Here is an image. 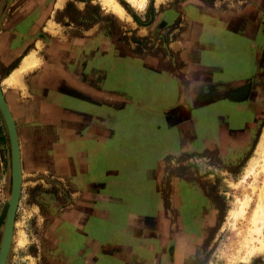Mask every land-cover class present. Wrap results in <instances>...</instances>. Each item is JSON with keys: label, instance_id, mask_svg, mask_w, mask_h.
Wrapping results in <instances>:
<instances>
[{"label": "crops", "instance_id": "obj_1", "mask_svg": "<svg viewBox=\"0 0 264 264\" xmlns=\"http://www.w3.org/2000/svg\"><path fill=\"white\" fill-rule=\"evenodd\" d=\"M55 1L0 0V82L16 123L22 164H42L33 167L34 174L51 169L71 194L79 196V207L62 208L58 222L68 229L71 259L77 256L78 241L86 250L92 242L89 230L82 241L78 239V229L112 223L125 233L135 227L144 216L132 210L134 195L150 197L148 202L155 203L152 209L143 204L144 210L157 209L154 181L159 165L167 162L174 147L199 148V113L194 108L206 92L202 72L207 66L201 64L203 49L190 57L197 37L191 29L177 45L170 44L187 61L177 73L170 70L171 63L131 53L120 43L79 38L71 25L51 33L46 30L47 20L52 17L58 24L60 20ZM184 14L182 24L196 23ZM195 19L203 27L215 25L201 21L199 14ZM31 49H36L41 60L23 75L24 88L4 85L3 79ZM110 57L113 62L108 61ZM258 72L262 79L264 70ZM255 88L251 99L257 93ZM4 129L0 126V147L9 167L10 141ZM161 223L159 216L156 228L165 226ZM143 224L148 239L134 240L117 258H127V264H170L156 254L164 248L152 240L157 236L151 239L147 223ZM84 259L98 260L88 251Z\"/></svg>", "mask_w": 264, "mask_h": 264}, {"label": "rangeland", "instance_id": "obj_2", "mask_svg": "<svg viewBox=\"0 0 264 264\" xmlns=\"http://www.w3.org/2000/svg\"><path fill=\"white\" fill-rule=\"evenodd\" d=\"M118 1L125 9L126 17L120 18L103 9L96 0H65L60 7L59 24H56L58 30L71 25L79 38L95 37V43L100 44L120 43L131 53L152 55L171 63L173 68L170 70L177 73L180 71L178 68L185 66L187 61L181 59L180 52H174L170 44L177 45V40L186 31L189 32L188 22L178 25V21L182 23V13L185 12L184 15L191 19L201 13L199 16L205 17L206 24L210 20L219 26L221 20H215V17L224 19L251 5L261 9L260 15L264 18V0H163L159 5H155V0H147L143 7L134 6L126 0ZM127 15L130 16L129 20ZM26 25H29L28 22ZM176 26L179 29L173 33ZM210 29L209 25L204 27L206 33L208 30L212 32ZM262 35L252 37L255 43L262 40L260 47L264 56ZM237 37L233 35L230 44L235 45L239 41ZM218 57L222 63L226 61L224 54ZM231 60L232 63L240 61L236 55L231 56ZM108 61L113 62V58L110 57ZM243 65H233L232 73L237 71L248 75L250 70L241 72L247 69ZM261 70H264V66ZM217 76L218 80L225 81L223 76ZM227 76L230 79L233 75L228 73ZM255 82L258 90L252 99L220 103L223 111L213 108L212 115L217 119L215 122L211 115L204 117L203 128H199L198 132L199 148L176 150L174 147L166 158L167 162L159 165L154 181L158 193L157 209L144 210L143 204L152 206V209L155 203L148 202L150 197L134 195V202L130 204L133 205L132 210L144 216L139 217L135 227L125 233H122L121 227H113L112 223L87 230L78 229V239L81 237L82 241L84 232L89 230L88 236L92 242L86 250L85 245L78 241L75 258L68 259V229L64 230L58 222L62 208L69 205L79 207V196L71 194L51 169L34 174V168L42 164H22L21 193L6 264H127V258H117V254L124 255L134 240L142 242L148 239L143 223H147L146 229L151 239L157 236L152 240L164 248L156 254H161L163 261L170 260V264H264V247L249 254V248L243 245L250 227L252 209L258 201L257 190L264 180L262 172L255 181L253 176L242 181L247 167L257 155L264 128V76L260 79L258 73ZM251 106L254 107L253 111ZM0 126L7 131L1 111ZM3 150L0 147V245L12 181L11 156L8 167ZM252 183L256 185L255 192L252 191ZM246 195L251 200L245 217L234 220L229 214L236 207V198ZM159 216L165 223L162 228H156ZM20 231L26 237L22 245L18 244ZM249 245L257 248L259 243L252 240ZM85 251L97 259L103 253L112 256L102 255L98 260L88 261L84 259ZM142 251H145L144 248Z\"/></svg>", "mask_w": 264, "mask_h": 264}, {"label": "flooded vegetation", "instance_id": "obj_3", "mask_svg": "<svg viewBox=\"0 0 264 264\" xmlns=\"http://www.w3.org/2000/svg\"><path fill=\"white\" fill-rule=\"evenodd\" d=\"M260 12L262 13V10L258 7L249 5V7H247L244 11L236 13L235 15H231L230 17L222 19V17L217 16V18L215 17V20H221V25H213L211 27L209 26L212 32H209L208 30L207 33L204 31V27L202 26V24L199 23L200 20L198 21L197 19H195L196 17L192 19L193 21H196V23L189 22L190 29L194 31L197 36L196 39L194 38L193 40L190 57H194V53H197L198 49H203L200 55L201 64L207 66L202 72L204 77L206 78V92L203 94V98L200 100V102H198V107L194 108V112L198 111L199 113V128H203L205 121L204 117L207 115H211L214 122L217 121L215 116H213L212 114L214 107H217L216 109H218L219 112L223 111L224 108L220 106V103H223L224 101L237 102L243 99L248 100L253 94L255 86L257 85L255 81L257 80V74L259 73L258 71L264 66V56L262 53V48L260 47L262 46V40H259V43H255L252 37L253 35L264 34V31L262 32V34H260V32L264 30V18H261ZM200 14L201 13H199V15ZM202 18L203 16L201 17V19ZM162 19H160L159 21L162 22ZM201 21L204 22V19H202ZM56 24L58 25L57 22ZM254 24H256V28L254 27ZM57 25L55 26V31L58 30ZM178 25L181 26L184 24H182L181 21H178ZM175 29L177 30L179 29V27L177 28L176 26L173 29V33ZM233 35L239 37H237L239 41H236L235 45L230 44L232 39L231 37H233ZM112 45L115 44L112 43ZM257 49L259 50L258 52ZM219 54H224L226 56V61L224 63L219 61ZM235 55L238 57V59H240V61L237 63H232L231 56L235 57ZM233 65H235L234 67H236V65H243L247 69H244L241 72H248L250 70V73H248V75H245L242 73H237V71L236 73L233 71V74L231 71ZM228 73H231L234 77L232 76L230 79H228ZM217 74L223 76L225 81L218 80ZM252 77L254 78V84L252 83ZM239 80H242V82H240ZM235 81H239L240 83L233 84V82ZM203 108L206 109L203 110ZM219 121H221V118H219Z\"/></svg>", "mask_w": 264, "mask_h": 264}, {"label": "bare ground", "instance_id": "obj_4", "mask_svg": "<svg viewBox=\"0 0 264 264\" xmlns=\"http://www.w3.org/2000/svg\"><path fill=\"white\" fill-rule=\"evenodd\" d=\"M65 0H56L55 7H61ZM101 5L103 9L111 11L116 16L123 18L126 17L125 9L118 0H96ZM134 6L143 7L147 0H126ZM163 0H155V5H159ZM128 20L130 16L127 15ZM56 22L51 17L47 20L46 30L51 33H56L54 27ZM41 42H37V46L40 47ZM40 57L36 54V49H31L27 55H25L16 69H14L5 79H3V84L7 86H12L14 88L20 87L24 88L23 75L33 68L37 67L40 63ZM259 148L257 155L253 157L251 164L247 167L245 174L242 177V181H245L249 176H253L254 181L257 179L258 175L264 172V128L259 139ZM252 191L255 192L256 185L251 184ZM258 201L252 209L250 220H249V230L248 233L245 232L243 240V245L249 248V254L253 253L254 250L261 249L264 247V180L262 185L258 188ZM248 194V193H247ZM251 197L246 195L244 198H236V207L231 210L229 215H232L233 219L236 220L238 217H245L247 208L249 206ZM248 229V227H247ZM244 235V234H243ZM257 240L259 246L250 247V241ZM26 241V237L23 231H20L18 244L22 245ZM241 244V243H240ZM242 246V245H241ZM245 248V247H244ZM247 249V248H246ZM246 251V250H245ZM248 256V255H247ZM250 256V255H249ZM246 258V257H245Z\"/></svg>", "mask_w": 264, "mask_h": 264}, {"label": "water", "instance_id": "obj_5", "mask_svg": "<svg viewBox=\"0 0 264 264\" xmlns=\"http://www.w3.org/2000/svg\"><path fill=\"white\" fill-rule=\"evenodd\" d=\"M0 111L3 116L10 141L11 180H12L11 193L6 208V220H5L4 232L0 247V264H5L13 234L15 213L18 207L20 193H21L22 160H21L20 144H19V137L17 133L16 123L12 116L11 110L8 106V103L4 97L1 82H0Z\"/></svg>", "mask_w": 264, "mask_h": 264}]
</instances>
